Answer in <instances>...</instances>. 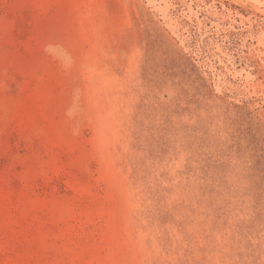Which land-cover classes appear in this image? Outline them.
<instances>
[{"label":"rangeland","instance_id":"374dc122","mask_svg":"<svg viewBox=\"0 0 264 264\" xmlns=\"http://www.w3.org/2000/svg\"><path fill=\"white\" fill-rule=\"evenodd\" d=\"M0 264H264V0H0Z\"/></svg>","mask_w":264,"mask_h":264}]
</instances>
